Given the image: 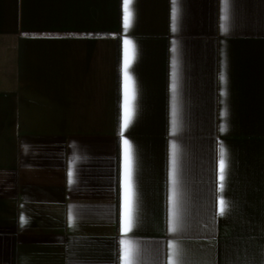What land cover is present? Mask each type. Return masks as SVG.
Returning a JSON list of instances; mask_svg holds the SVG:
<instances>
[{"label":"crops","instance_id":"crops-1","mask_svg":"<svg viewBox=\"0 0 264 264\" xmlns=\"http://www.w3.org/2000/svg\"><path fill=\"white\" fill-rule=\"evenodd\" d=\"M132 7L125 33L123 0H0L9 71L0 88V264H121V240L135 264H264V0H177L175 31L172 0ZM125 38L136 50L127 235Z\"/></svg>","mask_w":264,"mask_h":264},{"label":"snow or ice","instance_id":"snow-or-ice-1","mask_svg":"<svg viewBox=\"0 0 264 264\" xmlns=\"http://www.w3.org/2000/svg\"><path fill=\"white\" fill-rule=\"evenodd\" d=\"M225 4H227L228 0H224ZM173 3V11H172V30H176V20H177V9L175 5L177 4V0H172ZM134 4V0H123V28L125 33L133 26L135 19V12L132 7ZM227 31V28L224 29ZM125 58L123 63V75H124V104H123V115L120 127V135L122 139L123 146V178H122V186H123V204H122V234L127 235L133 226V197H134V185H133V173H134V156H133V148L130 141L124 136V133L131 126L134 118H135V100H136V91H135V83L134 79L130 74L129 69L132 66V63L135 60L136 50L135 45L132 40L125 38ZM173 51L175 49L173 48ZM222 79H224L222 77ZM173 90H175V85H173ZM226 115V113H225ZM222 132L227 131L226 124L221 128ZM220 160L218 167V189L220 192H223L224 181L226 179V169H227V150L220 146L219 149ZM172 169H171V182L173 185L172 189V218H173V226L171 228L172 232H176L175 226V184H176V160H175V144L172 145ZM69 184L73 183V172L70 170L68 173ZM227 210V203L223 196L218 200V215L223 216ZM70 222L72 221V217L69 218ZM120 259L121 264H135L134 261V253L129 245L127 240L120 241ZM175 247V245H172ZM168 264H177L175 260H169Z\"/></svg>","mask_w":264,"mask_h":264},{"label":"rangeland","instance_id":"rangeland-1","mask_svg":"<svg viewBox=\"0 0 264 264\" xmlns=\"http://www.w3.org/2000/svg\"><path fill=\"white\" fill-rule=\"evenodd\" d=\"M9 80V71L3 66V61L0 57V88L5 86Z\"/></svg>","mask_w":264,"mask_h":264}]
</instances>
